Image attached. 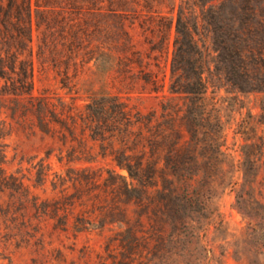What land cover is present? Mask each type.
<instances>
[{"label":"trees","instance_id":"1","mask_svg":"<svg viewBox=\"0 0 264 264\" xmlns=\"http://www.w3.org/2000/svg\"><path fill=\"white\" fill-rule=\"evenodd\" d=\"M213 1L0 0L3 251L61 264L80 235L101 236L118 225L104 249L112 264H153L175 254L186 207L201 205L191 198L199 196L193 183L202 175L214 183L219 158L229 155L222 120L207 103L210 68L201 43L211 40L214 71L230 86L264 92V0ZM35 63L68 100L34 92ZM150 99L156 106L141 107ZM17 130L51 141L29 169L34 188L51 176L50 196L4 168V139ZM262 143L250 145L254 151L241 163L251 189L262 188ZM52 156L64 172L50 174ZM69 233L71 246L55 245ZM79 253L83 264H106L90 246Z\"/></svg>","mask_w":264,"mask_h":264},{"label":"rangeland","instance_id":"2","mask_svg":"<svg viewBox=\"0 0 264 264\" xmlns=\"http://www.w3.org/2000/svg\"><path fill=\"white\" fill-rule=\"evenodd\" d=\"M228 0H214L211 6L218 7ZM201 8L197 11L200 13ZM204 36L207 33L202 31ZM174 31L171 33V41ZM203 41V40H202ZM208 61L210 71L205 76L209 81L208 100L209 109L219 116L225 129L227 143L225 151L228 156H221L223 167L216 172L215 182L210 183L205 175L193 183L199 196L191 194L199 205L195 211L186 207V228L175 247V254L153 264H264V167L261 175L262 188L248 187L243 174L247 160L245 154L254 151L250 145H263L264 142V92L240 93L230 86L227 81L214 71L216 54L211 40L201 43ZM170 49L166 63V84L170 66ZM33 87L36 94L48 90L69 99L70 94L61 90L53 74L41 71L35 63L33 72ZM77 103L85 102L83 91L79 93ZM133 103H140L133 100ZM154 99L146 100L141 107L149 109L156 106ZM6 163L4 168L8 173H17L24 176V182L31 190L41 197L51 195L49 181L42 187H33V173H29L32 164L44 157V152L52 145L51 141L39 133H30L17 130L5 137ZM35 158V159H34ZM51 172L62 173L65 167L57 163L55 157L48 161ZM264 163V158H263ZM187 198V197H185ZM118 229V225L111 227ZM113 230H106L101 236L82 234L78 237L75 251L66 252V260L61 264H83L79 250L83 246H90L96 252H101L106 264L112 260L105 249V243L112 237ZM170 234L173 231L170 229ZM71 233L61 234L56 246H71ZM97 260L93 257L92 263ZM0 264H33L30 255L24 250L3 251L0 248Z\"/></svg>","mask_w":264,"mask_h":264}]
</instances>
